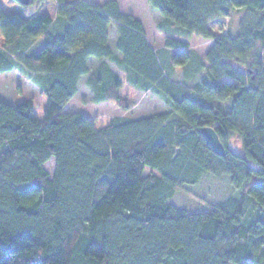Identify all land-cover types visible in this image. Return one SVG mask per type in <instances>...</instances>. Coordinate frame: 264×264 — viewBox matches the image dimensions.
<instances>
[{"label":"trees","instance_id":"16d2710c","mask_svg":"<svg viewBox=\"0 0 264 264\" xmlns=\"http://www.w3.org/2000/svg\"><path fill=\"white\" fill-rule=\"evenodd\" d=\"M56 1L54 16L0 6V72L47 97L39 118L32 99L0 95V264H264V0H146L166 34L156 50L117 0ZM237 11L238 29L217 35L212 23ZM180 36L214 43L203 58ZM112 64L170 112L99 128L65 109L82 80L89 101L129 108ZM179 66L205 78L178 82ZM205 174L236 194L207 210L170 202Z\"/></svg>","mask_w":264,"mask_h":264},{"label":"rangeland","instance_id":"374dc122","mask_svg":"<svg viewBox=\"0 0 264 264\" xmlns=\"http://www.w3.org/2000/svg\"><path fill=\"white\" fill-rule=\"evenodd\" d=\"M96 3H102L108 0H91ZM120 3L121 10L127 13L134 14L145 24L146 34L150 44L156 49L164 47L166 34L159 30L158 23L162 17L157 11H153L146 0H117ZM56 0H30L28 4H22L19 0H0V6L4 7L9 13L13 12H42L55 15ZM243 11L234 12L231 16L222 17L220 20L212 23L213 31L217 35L224 33H231L236 31L240 23ZM237 28V29H236ZM2 38L0 30V39ZM188 43V48L192 49L199 56L205 58L208 50L213 45V39H206L203 37H185L180 36ZM181 50V49H178ZM116 68V67H115ZM123 80V87L121 94L131 101L129 108H122L118 102L104 101V103H95L89 101L91 97V90L82 80L80 85V93L76 97L75 103L69 104L66 109H77L81 112H86L90 119L95 120L99 128L104 127L109 121L116 116L122 117H148L149 115L170 112L171 109L166 105L165 101L157 97L153 93L143 91L139 88H134L125 78L124 73L116 68ZM193 69H191L192 71ZM186 70L183 66L174 69L172 76L176 81L187 84H193L205 78L204 71L193 74L194 76L187 77ZM0 95L2 98L10 103H16L20 99H32L35 104V113L39 118L44 117V108L47 105V97L41 92L40 88L32 82L20 70H11L0 72ZM220 105V104H219ZM226 102L220 106L229 107ZM55 160L48 162L46 167L49 172L53 174L55 168ZM150 171L147 168L146 172ZM236 194L234 187L227 176H214L212 174H205L195 185L184 184L176 188L173 197L170 199L172 204H175L181 209L190 211L207 210L217 206V203L227 199L229 196Z\"/></svg>","mask_w":264,"mask_h":264},{"label":"water","instance_id":"95a60500","mask_svg":"<svg viewBox=\"0 0 264 264\" xmlns=\"http://www.w3.org/2000/svg\"><path fill=\"white\" fill-rule=\"evenodd\" d=\"M19 1L22 4L30 3V0H19ZM201 132L205 140H207L208 144L212 147L214 151H216V153L220 155H224L226 153L223 141L222 139H220L219 133L215 127L203 126Z\"/></svg>","mask_w":264,"mask_h":264},{"label":"crops","instance_id":"0c3cea01","mask_svg":"<svg viewBox=\"0 0 264 264\" xmlns=\"http://www.w3.org/2000/svg\"><path fill=\"white\" fill-rule=\"evenodd\" d=\"M112 67H114L115 68V66L112 64ZM116 69V68H115ZM117 70V69H116ZM85 78V77H84ZM81 83H82V81H81ZM81 85V84H80ZM80 85H79V92H78V94L75 96V97H73L70 101H69V103L67 104V106L69 105V104H72V103H75L74 101L76 100V97H78V95H79V93L81 92L80 91ZM66 106V107H67ZM66 107H65V109H66ZM68 111H78L77 109H72V110H69V109H67ZM81 112V111H80ZM85 114H86V112H84Z\"/></svg>","mask_w":264,"mask_h":264}]
</instances>
